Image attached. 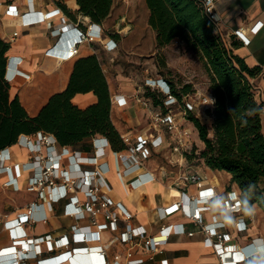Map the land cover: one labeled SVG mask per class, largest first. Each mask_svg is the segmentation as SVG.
<instances>
[{
	"label": "built area",
	"instance_id": "obj_1",
	"mask_svg": "<svg viewBox=\"0 0 264 264\" xmlns=\"http://www.w3.org/2000/svg\"><path fill=\"white\" fill-rule=\"evenodd\" d=\"M204 14L215 25L218 31L220 16L216 11L218 0H199ZM5 13L20 19L23 28L45 24L55 42L45 52V56L56 61L74 59L79 48L83 45L98 42L108 53L117 51L118 43L107 32L102 23L92 22L86 17L78 16L76 20L63 14L60 17V25L54 27L50 22V15L36 9L33 0H27V9L20 10L15 5L5 6ZM237 39L244 45L249 44L242 29L234 32ZM19 37L18 32H13L7 38L9 44ZM6 41V42H7ZM22 60L18 57L8 56L5 80L10 85L17 78L28 79L29 76L21 71L19 66ZM149 89L162 96V105L154 106L152 101L144 97ZM214 97L209 89L205 94L196 92L187 94L179 100L173 93L171 84L163 77H147L138 89L130 95L112 94L111 112L114 108L124 109L137 105L148 112V126L146 131L130 130L119 132L120 140L124 145L121 151L112 149L106 136L96 135L92 138V151L82 152L69 146L60 145L52 134L38 132L34 135L22 134L14 145L26 148L29 152L27 162L11 164V147L0 151V176H6L4 187H20L19 181L24 173L28 174L25 181V189L28 193L35 194L36 200L30 204L26 212L20 214L14 220H9L7 215L0 213V224L7 230L15 231L12 250L0 254V264H26L29 259H37L44 251L30 250L32 245L39 247L47 244V253L59 251V254L38 260V264H64L73 262L77 253L89 255H102L105 248L100 245L89 246L95 242L93 232H82L78 225L72 227L71 238L63 237L55 240L51 235L28 239L29 235L24 227L37 222H45L47 204H57L70 199L67 207L68 215L77 221L86 220L90 226L99 225L102 217L111 232L119 231V222H124L123 231L118 233L112 242L119 241L128 245L126 262L124 264H143L144 257H137L136 249H141L148 260L154 261L157 255L165 253V245L172 236L186 235L193 237L194 232H189L184 223H168L170 216L180 212L182 217L194 223L204 235V244L214 249L220 264H253V261L262 262L264 259V238H256L251 241L255 247V253L248 255L242 250H237L236 245L227 244L232 240L230 233L221 232L227 224L222 216L244 212L239 189H231L225 193L207 188V177L198 171L189 172L186 154L193 149L192 131L184 126L183 120H187L189 114H205V110L212 109ZM111 156V166L108 158ZM161 158L166 167L182 169L177 185H194L198 194L190 196L181 192L179 200L169 207L157 208L158 219L162 223L156 234H149L143 226L134 227L131 224L133 215L121 202H116L110 196L112 186L106 175L110 169L125 192H129L138 182L139 170H147L157 166L154 171L166 168L159 164ZM111 167V168H110ZM155 180L157 177L154 178ZM164 182V179H160ZM140 185V184H139ZM138 187V185H137ZM174 187V185H173ZM202 193L205 195L202 196ZM220 201V212L213 214L211 222L206 223L204 213L213 211V202ZM39 213V216L37 215ZM254 216L235 217V226L238 232L247 231V222L252 223ZM257 241L259 243H257ZM37 244H35V243ZM72 244L82 245L76 248ZM90 264V263H89ZM91 264H95L94 262ZM123 264L119 260L113 263ZM160 264H168L166 259Z\"/></svg>",
	"mask_w": 264,
	"mask_h": 264
},
{
	"label": "crops",
	"instance_id": "obj_2",
	"mask_svg": "<svg viewBox=\"0 0 264 264\" xmlns=\"http://www.w3.org/2000/svg\"><path fill=\"white\" fill-rule=\"evenodd\" d=\"M33 1L37 10L50 15V22L54 27L60 25V17L65 14L60 4L65 5L77 17L80 16L77 14L78 5L76 0ZM11 4L25 11L27 0H0V38L7 41V38H10L13 32L19 33V37L10 44L11 48L8 55L22 60L19 68L29 78L19 77L11 83L10 96L11 98L18 96L20 103L30 117L36 116L52 95L66 89L74 64L80 58L91 55L98 58L108 84L110 96L112 94L130 95L138 89L145 78L154 77L148 69H145L142 81L131 83L125 81L130 79L124 77L120 72L122 60L125 59L130 63L139 64L143 60L142 58L151 56L150 52H154L156 49V32L148 24L149 9L146 0H115L109 16L101 22L107 32L118 43L117 51L112 54L108 53L100 43L94 42L81 46L74 59L60 62L45 56L47 49L56 40L50 35L46 25L40 24L23 28L19 18L5 13V6ZM216 11L220 16L218 32L227 46L231 47V45L237 44L238 47L233 49L234 54L243 58L249 67H259L261 69L260 74L251 79V83L254 86L257 101L264 104V0H218ZM88 20L89 18L86 17L85 21ZM240 28L249 40L248 45H244L234 35V32ZM175 40L177 42L179 39ZM145 63L143 64L144 67L148 65ZM116 80L120 81L118 87L114 85ZM96 102L97 98L93 93L77 94L73 99V103L82 109ZM143 112L136 104L131 108H114L111 112L112 123L118 132L146 131L145 126H139L141 113ZM205 118L211 121L207 114H205ZM262 126L264 132V108ZM91 140L92 138L87 139L77 150L90 153L92 151ZM11 154V164H22L27 162L29 158L28 150L18 145L11 147ZM158 161L161 166L166 167L161 158H158ZM108 162L111 166V156L108 158ZM156 166L154 164L150 169L139 172L138 182L134 184L129 193L123 191L113 170L110 169L106 175L112 186V192L110 193L112 199L121 202L133 215L131 224L134 227L143 226L149 234H156L162 224L158 219L157 208L172 206L179 200L181 192H186L190 196L198 194L194 185L184 186L175 183L178 182L183 172L180 171L182 169L176 168L173 171L170 170V172H166L164 169L155 172L154 168ZM189 172H192V170H189ZM201 173L207 177L205 183L207 188H212L220 193H225L231 189L238 190L236 184H231L232 176L227 172L213 171L206 168ZM27 177L28 174L24 173L19 181L20 187L7 188L3 186L6 176H0V213L7 215L9 220H14L18 215L25 213L27 207L36 200L35 194L28 193L25 189ZM155 177H157L156 180ZM160 179H165L166 182H162ZM70 202V199H66L57 204H47L45 207L47 220L24 227L29 235L28 239L36 240V238L47 235H51L55 240L63 237L71 238L72 227L78 225L82 232L94 233L95 242L90 243L89 246H103L105 252L102 255L89 256L79 252L74 256L73 262L64 264H91L93 262L102 264L104 262L113 263L115 260H119L124 264L128 245L119 241L112 242V239L123 231L124 222H119L118 232H111L108 223L102 217L99 225L92 227L86 220L77 221L68 215L67 207ZM219 212L220 206L218 207L216 201H214L213 211L204 213L205 222L210 223L212 215ZM247 213L254 217L258 215L264 217V213L255 204L248 212L242 211L229 215L233 223L231 225L227 224L221 232L232 235V240L227 244L236 245L237 250L253 255L256 249L251 241L256 238H264V227L259 226L258 221L247 222V231L238 232L235 226V217H246ZM37 215L39 216V213ZM222 218L224 219V216ZM167 222L184 223L187 230L195 234L193 237L186 235L172 236L164 247L165 253L157 255L154 261L148 260L147 255L141 249H136L137 257L145 258L143 264H160V261L164 259L168 261V264H220L214 249L204 244V235L194 223L185 220L180 212L170 216ZM14 238L15 231L7 230L3 224H0V254L12 250ZM257 243L259 242L257 241ZM78 246L82 245L72 244L73 248ZM38 248L44 251L43 255L38 256L37 259H29L26 264H38L40 259L59 254V251L47 253L45 251L48 248L47 244H41L39 247L33 244L30 250L34 252Z\"/></svg>",
	"mask_w": 264,
	"mask_h": 264
},
{
	"label": "trees",
	"instance_id": "obj_3",
	"mask_svg": "<svg viewBox=\"0 0 264 264\" xmlns=\"http://www.w3.org/2000/svg\"><path fill=\"white\" fill-rule=\"evenodd\" d=\"M115 0H76L77 14L101 23L110 14ZM149 26L156 32V47L162 48L175 39L200 53L209 76V91L214 105L208 110L211 128L189 114L188 119L198 131L204 148L200 158L213 171L231 174L244 212L257 204L264 213V104L257 101L251 79L260 74L259 67H249L234 54L237 44L227 46L215 25L204 14L199 0H146ZM64 13L73 14L63 4ZM11 45L0 38V151L17 142L20 135L38 132L52 134L62 146H78L93 136H106L115 151L124 149L111 119V96L101 63L95 55L78 59L66 89L50 97L40 112L30 117L18 96L11 98V85L5 80ZM173 93L182 100L193 92L185 85L177 90L169 79ZM93 93L95 104L79 108L73 103L77 94ZM144 97L154 106L162 105L161 95L147 89ZM194 147L186 154L190 162ZM264 262V259L263 261Z\"/></svg>",
	"mask_w": 264,
	"mask_h": 264
},
{
	"label": "rangeland",
	"instance_id": "obj_4",
	"mask_svg": "<svg viewBox=\"0 0 264 264\" xmlns=\"http://www.w3.org/2000/svg\"><path fill=\"white\" fill-rule=\"evenodd\" d=\"M150 54L152 55L142 58L143 60L139 64L130 63L125 59L122 60L120 72L124 77H128L130 79L125 81H130L131 83H140L142 81L141 79L144 75L145 69H148L154 77L160 76L165 79H169L172 84L175 85L177 90L182 89L185 85H189L193 90V92L190 94H194L196 92L205 94L207 88L209 89L210 80L206 70L205 61L202 59L200 53L191 50L184 41L178 40L176 42V40H174L169 45H166L162 48L156 47L155 51L150 52ZM144 63L148 65L144 67ZM119 82L120 81L116 80V83H114L115 87L119 86ZM121 87L124 88L123 86ZM208 110L210 109L205 110V114H207L211 118L210 114L207 113ZM142 111L144 112L141 113L139 126H148V112L147 110L143 109ZM205 114L202 113L200 115H197V117L208 128H211L212 118L211 121H208L205 118ZM182 123L192 131V140L194 147V155L190 162L187 160V166L189 167V170L203 172L207 168L205 166L204 160L200 158V153L204 148V144L200 139H198V131L188 118L187 120H183ZM81 146L82 144L79 145L78 148ZM165 168L166 172H170L171 168ZM223 178L225 179L226 177ZM164 182H166L165 179ZM125 195L126 194L124 193V196ZM254 221H258L259 226L264 227V217H262L261 215H258L257 217L255 216Z\"/></svg>",
	"mask_w": 264,
	"mask_h": 264
},
{
	"label": "clouds",
	"instance_id": "obj_5",
	"mask_svg": "<svg viewBox=\"0 0 264 264\" xmlns=\"http://www.w3.org/2000/svg\"><path fill=\"white\" fill-rule=\"evenodd\" d=\"M216 205L219 207L221 205V202L220 201H216ZM224 221L228 225H231L233 223L232 218L229 215H227V214L224 215ZM253 264H264V262H260V261L254 260Z\"/></svg>",
	"mask_w": 264,
	"mask_h": 264
},
{
	"label": "bare ground",
	"instance_id": "obj_6",
	"mask_svg": "<svg viewBox=\"0 0 264 264\" xmlns=\"http://www.w3.org/2000/svg\"><path fill=\"white\" fill-rule=\"evenodd\" d=\"M141 171H143V169L142 170H139V172H141ZM124 191V190H123ZM125 192V191H124ZM125 193H129V192H125Z\"/></svg>",
	"mask_w": 264,
	"mask_h": 264
},
{
	"label": "snow or ice",
	"instance_id": "obj_7",
	"mask_svg": "<svg viewBox=\"0 0 264 264\" xmlns=\"http://www.w3.org/2000/svg\"><path fill=\"white\" fill-rule=\"evenodd\" d=\"M205 195L204 193H202V196ZM8 251H11V250H8Z\"/></svg>",
	"mask_w": 264,
	"mask_h": 264
}]
</instances>
